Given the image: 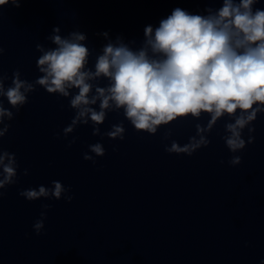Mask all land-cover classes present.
Instances as JSON below:
<instances>
[{
	"label": "clouds",
	"instance_id": "obj_1",
	"mask_svg": "<svg viewBox=\"0 0 264 264\" xmlns=\"http://www.w3.org/2000/svg\"><path fill=\"white\" fill-rule=\"evenodd\" d=\"M22 2L0 0V7L11 3L19 8ZM219 2L218 9L205 8L206 14L174 8L158 26H145L139 47H133L136 41L125 42L120 35L113 40L108 32L99 33L107 43L96 56L94 70L88 67L92 52L85 44L87 35L72 31L62 36L61 28L56 26L47 37L55 47L36 45L41 53L36 63L41 75L34 81L21 79L16 70L6 88L8 77L0 71V196L3 189L17 183L19 167L15 154L2 147L3 137L11 127L5 120L14 119L12 109L19 112L37 86L69 99L75 114L63 129L65 137L78 126L91 123L93 136L122 141L126 132L123 121L103 133L100 125L109 112L123 110L125 119L137 132L150 135H155L161 126L189 117L199 121L207 114V123H196V134L187 143L171 140L170 145L165 144L169 154L191 156L207 147L211 142L208 135L224 117L229 119L222 139L230 152L237 153L246 143H253L252 125L258 115L264 114V9L254 8L260 0ZM101 80L108 83L101 86ZM3 98L11 108L4 107ZM246 128L247 142L243 138ZM172 134L169 129L163 140H170ZM74 143L75 138L69 147ZM89 151L96 157L105 155L100 142L89 145ZM83 158L95 163L93 155L85 153ZM229 163L239 165L241 157L233 155ZM27 174L26 169L24 175ZM70 191L54 180L51 187L40 185L22 190L19 195L28 201L63 198L70 203ZM43 207L45 211L33 225L37 235L44 228L49 206Z\"/></svg>",
	"mask_w": 264,
	"mask_h": 264
}]
</instances>
